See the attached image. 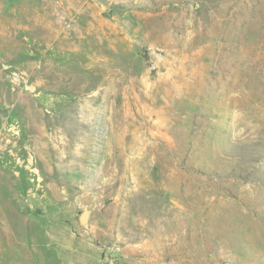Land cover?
<instances>
[{
	"label": "rangeland",
	"instance_id": "obj_1",
	"mask_svg": "<svg viewBox=\"0 0 264 264\" xmlns=\"http://www.w3.org/2000/svg\"><path fill=\"white\" fill-rule=\"evenodd\" d=\"M0 264H264V0H0Z\"/></svg>",
	"mask_w": 264,
	"mask_h": 264
}]
</instances>
